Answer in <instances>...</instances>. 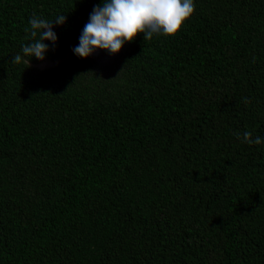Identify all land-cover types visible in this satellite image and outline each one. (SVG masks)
<instances>
[{
  "label": "trees",
  "instance_id": "16d2710c",
  "mask_svg": "<svg viewBox=\"0 0 264 264\" xmlns=\"http://www.w3.org/2000/svg\"><path fill=\"white\" fill-rule=\"evenodd\" d=\"M194 2L99 62L102 0H0V264H264V0ZM33 12L52 67L10 62Z\"/></svg>",
  "mask_w": 264,
  "mask_h": 264
},
{
  "label": "clouds",
  "instance_id": "9594fccd",
  "mask_svg": "<svg viewBox=\"0 0 264 264\" xmlns=\"http://www.w3.org/2000/svg\"><path fill=\"white\" fill-rule=\"evenodd\" d=\"M194 10V0H102V4L94 6L79 36V43L72 51L80 58H88L97 49L112 55L119 53L125 43H131L141 33L145 41L157 35H174ZM65 22V14L48 21L33 12L29 27L24 29L27 33L25 39L32 42L22 45L21 53L14 55L10 62L29 64L30 60L26 58L33 56L43 61L49 50L44 41H52L54 46L58 39L53 31L54 24L63 25ZM245 103H248L247 99ZM235 135L241 138L240 133ZM242 142L260 145L264 138H253L251 132L245 131Z\"/></svg>",
  "mask_w": 264,
  "mask_h": 264
},
{
  "label": "rangeland",
  "instance_id": "374dc122",
  "mask_svg": "<svg viewBox=\"0 0 264 264\" xmlns=\"http://www.w3.org/2000/svg\"><path fill=\"white\" fill-rule=\"evenodd\" d=\"M112 55H109L108 52L105 50L97 49L89 57H91L94 60L99 61V62H107L112 57ZM57 62L58 61L46 60V61H43L42 63L38 64L37 66L40 68H48V67L54 66L55 64H57Z\"/></svg>",
  "mask_w": 264,
  "mask_h": 264
}]
</instances>
